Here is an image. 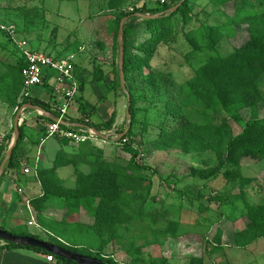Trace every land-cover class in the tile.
Wrapping results in <instances>:
<instances>
[{
	"label": "trees",
	"instance_id": "16d2710c",
	"mask_svg": "<svg viewBox=\"0 0 264 264\" xmlns=\"http://www.w3.org/2000/svg\"><path fill=\"white\" fill-rule=\"evenodd\" d=\"M113 1L110 2V10L114 11L113 15H115L113 22V73L115 78L112 86L119 89L122 95L124 93L121 89L117 65L119 56L118 34L121 22L128 19L124 27V72L127 89L131 97L132 123L127 135L117 145L128 157V163L118 154L115 156L116 159L114 158L111 162L98 156L97 161H88V165L91 167L88 174L77 168L76 186L74 189H69L58 175V170L64 166L65 154L62 151L52 168L39 171V180L44 189V196L35 200L32 205L37 222L45 229L49 228L62 233L60 231L62 230L61 225L52 228L43 216L48 202L54 200L62 202L64 215L67 219H76L79 216L86 218L84 219L86 221L93 219V223L83 229L86 230L87 228L94 232L100 245L96 252H83L77 248L65 246L56 240L51 243L95 258L104 264H118L112 257L103 254L105 248L113 242L122 243L124 234L135 231L133 227L137 222L147 221L151 217H155L159 222L158 216L171 210L162 206L158 209L159 213L157 210L143 212L142 207V210L136 211L129 205L126 197V192L133 189L132 192H135V196H132V199L139 201L142 196L137 193L138 188L146 186L149 196L152 187L145 174L149 168L138 163L140 152L134 146L137 144L140 147L141 144L138 143H140L141 136L135 132L138 125L139 107L137 105L138 99L131 84L132 75L137 73L141 75L148 70L149 74L144 76L146 87L151 88L157 96H153L154 98L146 111L156 113L158 120L153 122L152 119H148L146 122L140 123L145 128L144 135L150 134L147 129L149 126L158 129L159 133L156 134V138L151 143L155 151L167 153L178 151L186 156L204 153L215 155L217 161L215 167L192 170L193 187L201 186V189L204 190L219 180L227 182L230 186H237L245 206V216L248 223L236 235L235 244L239 249H248L259 240L264 239V205L254 206L247 202L246 189L251 185L253 178L246 177L244 174L245 168L253 167L254 164L264 161V115L262 116L264 113V95L259 87V82L264 77V0H208L209 7L211 6L213 9L210 19L213 20L208 19L207 22L200 20L201 13L197 12L196 0H186L178 11L169 17L149 21H139L136 15L161 14L174 8L181 1L171 6L134 12H121L120 6ZM33 8L28 11L35 13L41 11L39 6ZM217 14L220 15V18L216 17ZM6 17L10 16L6 15ZM25 19L28 30L30 25H35V21L39 18L28 20L25 17ZM240 26L248 27L249 40L241 46L232 47L231 51L229 42L234 38L237 28ZM235 27L237 28L235 29ZM15 28L17 39L22 40L20 37L21 29L18 26ZM0 35L5 37L10 44H13L9 36L1 29ZM181 42L191 48V51L185 55L184 68L191 69L193 65L190 60L202 52H208L210 56L205 63L194 68L192 78L179 85L173 81L168 83L169 79L167 78H171L172 75L153 70L152 64L161 48L175 50ZM224 53L227 54L223 55ZM24 65L22 59H19L18 63L14 65L10 62L0 61V99L12 109L20 110L25 105H33L58 118L59 116L54 113L55 111L50 106H45L32 98L25 99L23 97L22 69ZM93 77L95 84L105 81L101 68H95ZM157 80H160L161 84ZM164 87L165 93L162 96L161 92ZM163 98L164 102H162ZM157 106L159 111L155 110ZM89 107L90 110L82 107L79 110L82 117L80 124L99 132L110 129L115 122L116 113L112 114L109 123L86 124L84 120L90 119V115L93 116L97 112L95 106ZM245 112L249 114L247 120L243 116ZM47 121L53 122L50 119ZM236 126L241 128L239 133L235 131ZM125 130L118 132L117 135H122ZM24 136V129L20 127V139L5 174L10 170H19L18 152L24 141ZM11 140L12 136L5 138L1 147L4 153L8 151ZM63 140L68 142L66 139ZM80 153L87 155L84 150H81ZM4 156L5 154L0 160V165ZM194 199L201 201L199 215H205L207 211L202 199L199 196L194 197ZM145 202L148 201L145 200ZM145 202L141 206L145 205ZM210 202H217L224 207L232 205L228 197L225 200L219 196L212 197ZM81 210L85 211V214H81ZM179 213L183 212L179 210ZM158 222L155 221L154 224ZM210 223L209 225L212 226L213 223ZM181 227L179 216L177 221L170 220L166 229L158 230L156 227L151 226L150 229L148 227V231L152 232L154 237L151 243H158L162 237L164 239H180L183 235ZM219 235H222L220 230L216 239L218 243L220 242ZM22 236H31L42 240L27 232L23 233ZM6 247L24 249L22 246L10 243H6ZM123 248L125 254L133 258L134 263L145 262L142 258L144 256L143 248H137L134 241L130 242V245L125 244ZM26 249L51 255L34 248ZM222 249L215 247L211 250V254H217ZM51 256L67 264H75L63 258ZM169 262L165 259L158 264H169ZM226 263L230 264L229 262ZM184 264H206L205 256H192Z\"/></svg>",
	"mask_w": 264,
	"mask_h": 264
},
{
	"label": "rangeland",
	"instance_id": "374dc122",
	"mask_svg": "<svg viewBox=\"0 0 264 264\" xmlns=\"http://www.w3.org/2000/svg\"><path fill=\"white\" fill-rule=\"evenodd\" d=\"M94 1L95 0H92V2ZM99 1L100 2L97 3L99 5H94L93 9L91 10V8H88V3L85 0H33L32 3L31 0H18V2H15L14 5H21V10L17 11L16 13L12 11L6 15L10 17L13 16V14L16 16L23 15L28 20L39 18L37 24L39 23L41 25L43 24V22L48 23L47 26H49L50 29L46 28L45 31H48V33H50L49 31L53 28L54 37L57 34L58 40H69L71 43L69 51L74 53L76 47L75 43H89V41L87 40L83 41L80 35L83 36L86 30H88V21H86L85 19L88 18L87 16H89L90 13L94 15L101 13V15H99L100 19L96 23L98 27H103V29L106 30V27L109 28L112 24L110 17L108 18L107 16L111 15L112 19L114 18L115 20V15L112 14L113 11L111 12V14L104 13V11L106 12L107 10V3H105V0ZM114 1L117 2L118 6L120 7L125 6L127 12L156 9L157 7L167 6L160 4L159 0ZM178 1L182 0H176L175 2H173V4ZM208 2V0H196V9L197 12L201 13V21L210 19V15L211 13H213V9L211 6L209 7ZM35 4L36 6L40 7L41 11L39 13L28 11L31 10V8L34 9L33 7L35 6ZM25 7L28 9H26ZM44 8L47 10L48 15H45V11H43ZM101 10L104 11L101 12ZM37 14H39V16H37ZM216 17L220 18V15L217 14ZM9 20L10 19H4L6 25L12 23L9 22ZM11 26L17 27V23L16 25L11 24ZM236 28L237 27H235V29ZM248 40V27H238L236 35L229 42L231 51L232 47L234 48L241 46ZM0 44L4 46V51L0 50V60L10 62L13 65L17 64L19 61L18 58L20 57L19 53H16L18 49H16L13 44H10L5 37H3V39L0 38ZM5 45L8 47H5ZM226 50H228V48H226ZM190 51L191 48L182 42L178 47H176L175 50L161 48L156 59L154 60V63L152 64V68L153 70L157 72L160 71L163 74H171L172 77L167 78L169 79L168 83L173 81L174 83L180 85L186 80L192 78L194 75V68L201 66L210 56V53L202 52L190 60L191 64L193 65L191 69L186 67L184 68L183 64L185 63V55ZM225 54L227 53H224L223 55ZM113 62V54L110 52L108 59L105 60V63L102 61L98 62V60L97 64L95 63V68L103 67L102 72L105 76L104 82H106V87L109 88V93L101 94L96 90V95L93 98H90L89 102L81 97V93H79L72 104L78 103L79 110L81 109V107L86 108V110H90L89 106H95L96 109H98L99 105L106 104L104 105L106 114V116L104 117L107 120L103 122V124L109 123L112 114L116 113L114 124L110 129H106L102 132L104 136L111 137L109 142L96 137L92 129L82 128L85 129L83 131H86L87 134L88 132L92 134L90 135L91 140L89 142L83 143L88 144L87 146L90 147H87V149H82L84 150L85 154H87L86 156L88 157V159L97 161V158L99 156L104 160H114V158L116 159L115 156L118 154L122 159L127 160L126 163H128V157L121 151L120 148L117 147V145H119L122 140L121 136L117 135V133L125 130L128 127V121L126 118L127 98L126 96L122 95L119 89L112 86L113 79L115 78V75L113 73ZM95 68L93 73L95 72ZM81 69V73L84 75L85 69ZM148 74L149 71L146 70L141 75L138 73L134 76L132 75L133 77L131 76V84L133 87L132 90L134 91L138 99L137 105L139 107L137 113L138 125L135 128V132L136 134L141 136L140 143H138L139 145L141 144V148L137 144H135L134 146L138 149V152H140L138 163L149 168V171L145 172V174L149 182H151L152 187L149 196L148 191L145 188L146 186L138 188L137 193L142 196L139 201L136 199H132V196H135V192H132L134 191L133 189H130L126 192V197L128 198L129 205L135 208L136 211H140L143 209V212H152L156 210L158 212V209H160L162 206H165V208L168 207V210H171H169L168 213L165 214L161 213L160 216H158L160 220L159 222L155 217L148 218V220L144 222H137L133 227L135 231H132V233L124 234V239L121 240L122 243L113 242L109 244V246L105 248L106 250H104L103 254L105 253L104 255L107 257L120 254V257L117 258V260H119L118 264H158V262H161L165 259L170 261L169 264H184L188 259L195 255H204L206 264H227L226 262H229L230 264H264V239L259 240L248 249H239L238 247H236L235 237L246 227L248 223V220L245 216V206L242 203L240 191L237 186L233 187L230 186L227 182L219 180L215 181L207 189L204 190L201 189V186H197V188L195 186L193 187L194 178L192 177V170H203L210 167H215L217 165L215 155H213L212 153H204L200 155L186 156L178 151H172L170 153H167L165 151H155L154 146H152L151 143L156 138V134L159 133L158 129L154 128L153 126H149L147 129L149 130L150 134L144 135L145 128L144 126L140 125V123L146 122V120L148 119H152L153 122H155L154 120H158V115L156 116V113H150L146 111V108H149L151 101L154 98L153 96H157V94L154 93L151 88L146 87L144 76H147ZM107 76L109 78L106 79ZM159 81L157 80V82ZM159 84L161 83L159 82ZM98 85L96 87H98ZM259 87L264 95V77H262V79L260 80ZM161 93L162 96H164L165 87L162 89ZM21 97L22 95L20 96V98ZM117 100L120 102V104L114 107V105L118 102ZM162 102H164V98L162 99ZM155 110L159 111L158 106ZM80 112L81 111H79V114L81 115ZM263 115L264 113H262V116ZM93 116L90 115V119L84 120L86 124H96L92 120ZM243 116L245 120L249 118V114L247 112L243 113ZM235 131L239 133L241 131V128L236 126ZM96 145L106 147L105 149L102 148L100 151L94 147ZM90 168L91 167L86 164L82 165L80 167V170L85 174H88L90 172ZM244 174L246 177L253 178L251 185L246 189L247 202L254 206L264 205V161L259 164H254L253 167L245 168ZM70 179L72 180L67 181V184L65 186L67 188H75L76 172ZM191 194L193 197L191 196ZM197 196L202 199V203L207 211L203 216L199 215V207L201 206V201L199 202V200L194 199V197ZM217 196L224 200L228 197V199L232 202V205L224 207L221 206L222 204H219L217 202L211 203V198ZM145 200H147L148 202H145ZM54 201L56 202L57 200ZM18 202H21L22 210L28 209L29 212L28 206L30 205L28 201L25 200V198L22 197V200H19ZM51 202H49V204ZM143 202H145V205L141 206ZM30 207L32 208V206ZM179 210H181V212L183 213L178 214ZM178 216L182 224L181 231L183 232V235H181V238L164 239L162 237L158 243H151L154 237L153 233L148 231V227L149 229L151 228V226L156 227V229L158 230L166 229L169 225L170 220L177 221ZM155 221L158 223L154 224ZM210 222L213 223L212 226L209 225ZM65 227V224L62 225V230H60L62 233H60L59 235H62L61 237H63L70 243L84 246L83 249L80 248L79 250L83 252H89L88 249L99 247L100 242L97 236L89 229L86 228L85 230L79 227L64 229ZM7 229L8 232L15 233L16 235L27 232L24 228L20 229L19 231H13L9 228ZM29 230L30 231L27 233L32 235H36V232H38V230L34 227H30ZM219 230L222 232V235H219L218 239L220 240V242L218 243L216 239ZM43 236L45 235H41L39 238L48 241L47 237ZM132 241L135 242L137 248H143L144 256H142L143 254L141 256L145 260L144 263H134L131 256H128L127 254H125L127 256H124L125 252L123 247L125 246V244L130 245V242ZM215 247H221L223 249L219 253H215L214 255H212L211 250ZM113 250L116 252H114Z\"/></svg>",
	"mask_w": 264,
	"mask_h": 264
},
{
	"label": "crops",
	"instance_id": "0c3cea01",
	"mask_svg": "<svg viewBox=\"0 0 264 264\" xmlns=\"http://www.w3.org/2000/svg\"><path fill=\"white\" fill-rule=\"evenodd\" d=\"M85 1H87L88 8H91V10L93 9L94 5H99L97 3L100 2L99 0H95L94 2H92V0ZM15 2H18V0H0V25L10 27L11 24L16 25L17 23V26L19 25L18 27L22 28H20V37L22 40H25L28 43V47L31 50L48 54L56 59L66 58L68 55L75 54L77 57V62L74 76L76 82L81 87V97L86 99L88 102L90 101V98H93L96 95V90L101 94L109 93V88L106 87V82H100L98 83L99 85L94 83L93 71L95 65L97 64V60L98 62L102 61L105 63V60L108 59L109 53L111 52L114 54V18L112 19L111 15L107 17H110L112 24L109 28L106 27V30L103 29V27H98L96 23L100 19L99 15H101V13L96 15L90 13L89 16H87L88 18L85 19L88 21V23L86 22L88 24V30H86L83 36L80 35L83 41L87 40L89 43H75L76 47L75 52L73 53L69 51L71 45L69 40H58L57 34L54 37L53 28L49 31L51 35L48 33V31H45L46 28L50 29L49 26H47L48 23L43 22L41 25L39 23L37 24L38 20H36V24L30 25L27 30V20L25 17L16 16L14 14L12 16L13 19L12 17H5L9 12L14 11V13H16L17 11H20L19 9L21 8V5H14ZM105 3H107V10L106 12L101 10V12L104 11L105 14H111L112 11L109 7L110 0H105ZM115 3L118 4L117 2ZM120 8L121 12H127L125 6ZM43 11H45V15H48L45 8ZM112 14H114V11ZM4 19H10L9 22H12L9 23L10 26L6 25ZM0 38L3 39V36L0 35ZM3 47L4 46L0 44V50L4 51ZM5 47L8 46L5 45ZM19 55L20 57L18 59H22L20 53ZM81 68L85 69L84 75L81 73ZM101 69H103V67H101ZM107 78L109 77L107 76L106 79ZM49 79L50 77L44 82V86L42 88L35 89L32 92V99L39 101L45 106H50L54 111L53 105L55 102L60 103L62 101L61 98H56V96L53 95L52 86ZM97 85L98 87H96ZM119 104L120 102L118 101L114 107L118 106ZM104 105L106 104L99 105L96 115L92 118L93 122L96 124H103V122L107 120L104 117L106 116ZM78 107V103L72 104L69 115L66 119L68 126L65 127L79 129L74 128L81 125V115L79 114ZM23 108L24 106L20 109L23 110L20 127H23L24 129L25 138L18 152V161L20 163V167L18 171L10 170L7 172L0 183V228L6 231L8 230L7 228L13 231H19L20 229L24 228L27 232H29V228L34 227L38 230V232H36V235L33 236L40 237L41 235H45L43 237H47L48 241L43 239L42 241L51 243L52 241L54 242V240H56L65 246L83 249L84 246L70 243L61 237L62 235H59L60 233L53 231V229L51 230L47 227V229L43 228L37 222L36 213H34L33 208L30 206L33 205L35 200L44 196V189L39 180V171L52 168L57 160V157L63 151L65 154L63 158L64 166L58 170V175L65 182V184H67V181L72 180L70 178L75 174L77 168L80 170L82 165H86L88 164V161H91L86 155H82L80 153L82 149H87V147L90 146H87L88 144L76 145L69 140L66 142L63 139L57 137L46 139L47 124L50 123L47 121V119L52 120V117L56 118V116H53L44 110V112H39L33 109ZM18 111L19 110L17 109H12L7 103L0 99V136H4L5 138L12 136L11 143L14 141V123ZM1 147L2 146H0V160L3 158V154L6 155V153L1 150ZM94 147L101 151V149H105L106 146L102 147L101 145H96ZM105 161L111 162L113 160L108 159ZM24 164L28 166L23 167ZM24 168H28L31 173L25 174ZM22 197L25 198V200L28 201L30 205L28 206L29 212L28 209L22 210L21 202H18L19 200H22ZM80 213L85 214V211L81 210ZM64 214V204L60 201H52L50 204L48 202L45 206V213L43 216L46 218L47 222L52 226V228H56V226H62L64 224L66 225L67 229L78 227L85 228L86 226H89L93 223V219L86 221L84 220L86 218L80 216L76 217V219L70 220L67 219ZM33 221L36 223V225H30V223ZM22 234H18V236H22ZM97 249L98 248H90L88 250L89 252H96ZM119 255L120 254H116L115 256L112 255L110 257L118 262L119 260H117V258L120 257ZM48 256L49 255L45 253L26 248H7L6 243L3 241L1 242L0 240V264H67L57 258H54L52 262H49ZM124 256L127 255L124 253Z\"/></svg>",
	"mask_w": 264,
	"mask_h": 264
},
{
	"label": "built area",
	"instance_id": "2783aa9c",
	"mask_svg": "<svg viewBox=\"0 0 264 264\" xmlns=\"http://www.w3.org/2000/svg\"><path fill=\"white\" fill-rule=\"evenodd\" d=\"M176 0H159L162 5H172ZM1 31L5 32L12 40L13 45L22 56L24 67L22 69L23 78V97L32 98L35 89L42 88L44 82L50 77L52 92L56 98H61L60 103L55 102L54 111L59 116L57 121H53L47 126L46 139L60 138L72 141L75 144H83L91 140L92 134L85 129H72L62 125L69 115L72 102L80 93V85L76 82L74 72L77 57L75 54L68 55L66 58L56 59L52 56L29 49L25 40H18L16 28L14 26L0 25ZM53 73V74H51ZM18 110V109H17ZM86 128V127H84ZM5 137L0 136V146H3ZM28 165H23L26 167ZM24 173L29 174L30 170L24 168ZM30 225H36L33 221ZM53 256H48V261L52 262Z\"/></svg>",
	"mask_w": 264,
	"mask_h": 264
},
{
	"label": "water",
	"instance_id": "95a60500",
	"mask_svg": "<svg viewBox=\"0 0 264 264\" xmlns=\"http://www.w3.org/2000/svg\"><path fill=\"white\" fill-rule=\"evenodd\" d=\"M186 2V0H182L177 6H175L174 8L170 9L167 12L161 13V14H157V15H145V14H137L136 18H138L139 20L142 21H149V20H157V19H161L164 17H169L172 14H174L176 11H178V9ZM128 22V19H125L121 22L120 24V29H119V34H118V44H119V56H118V69H119V78H120V85H121V89L124 93V95L127 98V111H126V118L128 121V127L126 128L125 132L120 135L121 138H124L127 133L129 132L130 128H131V123H132V117H131V113H130V109H131V97L130 94L128 92L127 89V83H126V77H125V72H124V65H125V43H124V27L125 24ZM23 109H33L39 112H44L43 109H41L40 107H36L33 105H25ZM22 112L23 110H19L16 118H15V123H14V141L11 143L8 151L6 152V155L0 165V180L3 178L5 171L9 165V162L11 161L12 157H13V153L14 150L16 149L19 139H20V125H21V116H22ZM53 121H57V118H53ZM63 126H68V124L66 123V121H62L61 122ZM74 128H79L82 129L84 128L83 125H80L78 127H74ZM95 136L98 138H101L102 140L109 142L110 141V136H104L102 134V132H99L96 129H92ZM0 240L5 242V243H10V244H14L17 246H22L24 248H34V249H38V250H42L46 253H49L51 255H54L58 258H63L67 261H72L75 264H104L102 261L97 260L95 258H91L89 256L74 252V251H70L68 249L59 247V246H55L49 242H45L42 240H38L34 237L31 236H18V235H14L11 232H8L6 230H3L0 228Z\"/></svg>",
	"mask_w": 264,
	"mask_h": 264
}]
</instances>
